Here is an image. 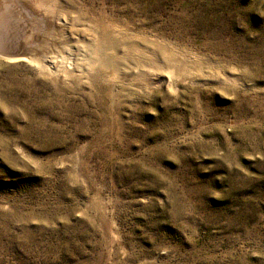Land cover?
<instances>
[{"label": "rangeland", "instance_id": "obj_1", "mask_svg": "<svg viewBox=\"0 0 264 264\" xmlns=\"http://www.w3.org/2000/svg\"><path fill=\"white\" fill-rule=\"evenodd\" d=\"M21 2L60 42L0 55V264H264V0Z\"/></svg>", "mask_w": 264, "mask_h": 264}, {"label": "bare ground", "instance_id": "obj_2", "mask_svg": "<svg viewBox=\"0 0 264 264\" xmlns=\"http://www.w3.org/2000/svg\"><path fill=\"white\" fill-rule=\"evenodd\" d=\"M57 24L56 19L47 22L21 0H0V55L33 60L48 53L60 42L54 33Z\"/></svg>", "mask_w": 264, "mask_h": 264}]
</instances>
